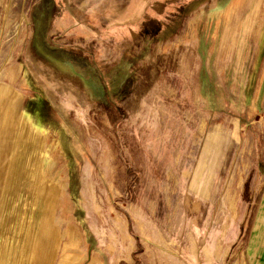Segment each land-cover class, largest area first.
Listing matches in <instances>:
<instances>
[{"label":"rangeland","instance_id":"374dc122","mask_svg":"<svg viewBox=\"0 0 264 264\" xmlns=\"http://www.w3.org/2000/svg\"><path fill=\"white\" fill-rule=\"evenodd\" d=\"M68 1L0 0L2 136L6 131L20 134L23 130V106H28L24 97L40 92L47 99L53 87H62L48 84L46 71L37 60L32 46L36 24L39 34L51 44L75 54L64 63L67 74L72 75L68 69L80 74L73 80L61 76L83 93L72 96L74 100H69V94V98L57 100L56 112L62 122L61 107L68 103L71 110L66 117L75 129L71 137L85 154H62L68 170L66 187L57 183L63 179L62 169L45 186L46 194L54 197L53 264L61 259L64 264H144L145 251L137 231H153L152 237L174 249L173 255L182 264H264L259 257L264 254L262 246L255 249L264 240V218H257L264 216V206L259 209L258 203L264 173L254 162L248 167L258 179L245 180L248 167L242 163L255 161L257 155H246L251 141L242 132L243 125L237 123L246 121V106L255 96L254 61L243 59L240 66L239 45L233 43L231 59L224 64L218 59L223 29H216L213 43L211 26L201 28L197 23L190 28V20L196 17L185 21L179 35L189 43L193 34L202 40L184 45L173 39L174 43L166 48L162 45V52L157 53L158 43L147 42L149 33L141 31L140 25L159 0H149L143 11L136 10L142 0H80L83 5L121 4L135 13L133 25L108 29H85L73 22L69 26V13L61 11ZM247 48L255 51L256 45L248 42ZM182 51L198 52L193 59L185 55V68L194 67L193 73L179 70L181 60L176 52ZM171 56L178 57V63ZM75 60L84 68H76ZM210 79L215 91L208 86ZM9 106L11 111L5 114ZM77 109L82 112L81 123L75 119ZM54 167L53 163L51 169ZM240 198L238 215H234L233 203ZM245 211L247 216L242 218L240 212ZM70 216L86 232L82 239L78 233H68L81 231L77 224L69 225ZM91 225L105 233L94 236L91 231L97 230ZM261 230L263 234L258 236ZM112 231H126L134 238L136 248L129 257L118 250L113 236L121 241L127 238ZM82 243L89 260L68 262L69 254L81 249Z\"/></svg>","mask_w":264,"mask_h":264},{"label":"crops","instance_id":"0c3cea01","mask_svg":"<svg viewBox=\"0 0 264 264\" xmlns=\"http://www.w3.org/2000/svg\"><path fill=\"white\" fill-rule=\"evenodd\" d=\"M148 3L149 0H142L136 10L143 11ZM61 11L64 14L65 11L69 13L71 17V20L67 19L69 26L73 22L75 25L78 24L80 28L85 29H97L104 26L106 29L113 26L122 27V25H133L136 21L135 13L130 11L128 7H122L121 4L110 2L83 5L80 0H71L63 4ZM190 17H196V20H190L192 23H190L191 29L197 23L202 24L201 28L208 26L213 28L211 35H209L211 38L213 37V43L217 39L216 29H223V36L219 37L218 43L221 45L219 48L224 52L222 50L218 52V59H222L224 64L226 60L231 59L233 43L239 45L238 58L241 61L240 66L243 64V59H252L254 61L252 70L255 72L256 77L252 83V91L255 96L246 106V121L238 120L239 122L237 123L239 126L243 125L242 132L251 141L249 146H246V155L255 153L257 155L255 161L247 160L242 165H247L248 167L255 162L264 173V148H258L259 145H264V0H159L152 7L149 14L146 15L143 25H140V30L145 29V33H149L147 36L145 35L147 42L158 43L159 49L157 53L160 54L164 45L166 48L168 44L174 43L173 39H180L179 41L184 45L189 43L185 41L187 37L184 38V35L179 34L184 27L185 21ZM236 17H238V23L233 24ZM38 30L40 28L36 24L32 46L37 60H39V63L46 71L44 75L49 78L48 84L53 86L59 84L62 87L58 90L53 87V94H51L52 98L49 96L50 99H45L40 92L24 97L22 101L25 100L28 106L26 105L25 108L23 106L22 114L25 122L22 124L23 127H21L23 130L20 134L14 133L12 130L6 131L7 135L5 136L0 133V264H53L54 257L52 252L55 250L56 245V230L54 224H52L54 197L46 194L45 186L47 180L62 169L63 179L60 177L57 183L59 182V186L62 185V188L66 187L68 170L64 163L66 158L61 157L62 154H74L80 157L85 154L83 147L77 141H73L71 137L75 129L69 125L70 123L66 117V113L71 110L68 103L64 104V106L62 105V107L60 106L64 110L62 117L65 121L62 122L60 113L56 112V109H58L57 100H60L62 96H68L69 98L70 95L69 100H72V96H80V93H83L80 88L66 84L68 79L61 76V74H64L72 80L74 76L76 78L80 77V74L73 69H68L72 75L67 74V67L64 66L66 60L75 56V54L71 50H66L63 46L51 44L50 39L43 37V34L41 36ZM191 38V44L198 43L197 39L198 41L202 40V38L196 37L195 34ZM248 42L256 45L255 51L247 50ZM242 45L245 46L242 47ZM210 52L208 50L207 53L209 54ZM176 53L181 60L179 70L181 72L191 70L190 72L193 73L194 67L191 69L185 68L184 60L188 58L185 55H190L191 59H193L195 57L194 54H198V52L182 51ZM196 57L199 58L198 56ZM171 59H175L177 62L178 57L171 56ZM43 62L48 65L43 64ZM197 70L199 74L201 71L200 65ZM38 74L41 75L42 72H38ZM176 74L178 75V72ZM208 86L215 91V83L213 82L212 85L211 79L208 81ZM84 97L87 98L85 94ZM48 99L51 101L49 102ZM249 99L248 95H246V101ZM15 104L17 105L18 101ZM79 106L77 105L78 108H81ZM10 109L11 107L9 106L5 114L9 113ZM77 110L75 119L81 123L82 112L79 109ZM43 119H46V121ZM67 121L68 124H65ZM254 121L258 122V127L254 125ZM25 124L27 127L24 126ZM52 125L54 127H51ZM242 132L239 133L240 139L242 138ZM49 143L53 144H50L49 147ZM53 163L55 167L51 169ZM250 168L248 167L245 180L253 182L258 179V174L250 172ZM242 179L240 174V183ZM261 193L258 201L259 209L264 206V190ZM241 202L242 199L240 198L233 203L234 215H238L240 206L238 207L237 205ZM240 215L242 218H246L247 211L240 212ZM71 217L69 225L75 223ZM83 217L86 220V211ZM258 217L264 218L262 215ZM75 224L79 226L81 231H69L68 233H78L82 239L83 234L86 232L83 231L79 222ZM91 228H93L92 230H97L94 225H91ZM108 232L110 233V231ZM117 232L127 238V241L124 239L121 241L118 236L114 235L113 240L116 242L114 244L119 246L118 250L127 253V257H129L130 253L136 248L134 238L129 234L127 235L126 231H112L115 234ZM137 232L142 238L140 242L145 251V255L142 257L144 264H182L173 255L174 249L165 247L158 239L152 237L154 236L153 231ZM261 232L257 233V235L260 236L261 234L262 236L263 231L261 230ZM91 233L100 237L105 231L97 230L91 231ZM67 245L65 243L66 247ZM260 246H262V252H264V240L262 244L255 245V249L261 248ZM82 248L83 243L81 244V249L76 248L77 252L69 254L70 259L68 262L76 260L81 263L87 258L88 261L89 257ZM263 256L264 254L262 256L259 255L262 260L264 259ZM59 264H64L62 259Z\"/></svg>","mask_w":264,"mask_h":264},{"label":"trees","instance_id":"16d2710c","mask_svg":"<svg viewBox=\"0 0 264 264\" xmlns=\"http://www.w3.org/2000/svg\"><path fill=\"white\" fill-rule=\"evenodd\" d=\"M76 62H77V61H76ZM76 62H75V63H76ZM79 63H80V62L78 61V62L75 64L76 68H79V69H80L81 67L84 68V66L81 65V64H79ZM87 87H88V86H87Z\"/></svg>","mask_w":264,"mask_h":264}]
</instances>
